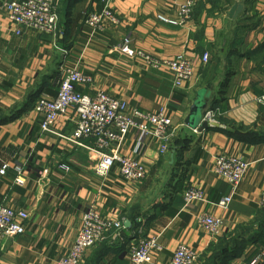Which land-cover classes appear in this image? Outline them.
<instances>
[{
    "label": "crops",
    "instance_id": "obj_1",
    "mask_svg": "<svg viewBox=\"0 0 264 264\" xmlns=\"http://www.w3.org/2000/svg\"><path fill=\"white\" fill-rule=\"evenodd\" d=\"M5 1L0 0V169L7 168L0 174V206L22 212L23 231L1 241L0 264H55L70 249L90 208L121 222L123 229L119 235L109 231L87 249L81 264H131L127 246L138 229L143 237H156L162 248L145 264H170L181 243L199 255L195 264H202L213 243L233 234H242L245 243L226 264H264L258 259L264 209L256 205L264 190V106L255 102L264 92V0H194L192 18L184 26L158 20L176 19L175 5L184 0H113L119 24L106 23L96 33L84 21L101 10V0H60L54 34L24 30L22 35L15 34ZM235 4L243 9L230 18ZM125 38L130 44L120 51ZM134 50L154 59L184 54L193 61L194 75L175 88L168 72L150 68ZM205 54L208 60L202 64ZM69 67L91 78L89 85L76 86L81 94L102 90L139 112L166 109L175 134L164 155L157 142H149L142 157L143 181H124L116 166L97 175L96 156L65 139L74 131L71 111L55 122L54 133L40 130L42 117L32 104L54 97L61 68ZM202 89L210 95L202 115L217 109L222 127L194 132L184 121ZM177 141L183 148L174 147ZM131 149L128 143L123 153L131 155ZM219 154L240 157L248 165L226 210L216 206L231 194L213 172ZM17 177L22 185L15 183ZM187 186L203 192L196 213L222 218L218 238L211 239L193 213L182 208Z\"/></svg>",
    "mask_w": 264,
    "mask_h": 264
},
{
    "label": "built area",
    "instance_id": "obj_2",
    "mask_svg": "<svg viewBox=\"0 0 264 264\" xmlns=\"http://www.w3.org/2000/svg\"><path fill=\"white\" fill-rule=\"evenodd\" d=\"M112 1L101 0V10L85 19L84 23L92 33L102 31L106 23L111 26L119 24V17L111 6ZM59 2L60 0H9L3 3V9L16 35H22L24 30L54 34L58 24ZM175 7L176 19L159 16L158 20L171 26H184L192 18L195 1L184 0ZM129 44L128 38L123 39L118 50L125 51ZM133 54L150 68L168 72L175 88L183 87L194 75L193 61L184 54L172 59H154L140 50H134ZM207 60L208 56L203 55L202 64ZM61 72L62 78L59 80L56 95L52 98L39 97L32 104V110L42 117L40 130L54 133L52 127L55 122L71 111L75 115L74 131L72 136L65 139L96 156L93 169L97 175L104 176L112 166H116L124 181H143L147 171L142 157L149 142H157L159 154L164 155L169 151L175 134L166 109L161 107L155 112H139L129 109L126 102L102 90L97 91L94 96L81 94L76 86L89 85L91 78L76 67L61 68ZM255 102L264 106V92L255 97ZM218 115L217 109H208L203 113L200 123H206L209 128L222 127L216 121ZM128 143L132 145L131 155L123 153ZM247 167V163L240 157L224 154L215 157L213 172L231 187V194L220 199L217 207L228 209ZM6 168L7 165H3L0 174H4ZM59 168L65 172L70 170L66 165H60ZM14 181L18 185L23 184L20 177ZM181 198L182 208L193 213L198 227L211 239L218 238L223 227L222 218L195 212L197 203L203 201V192L199 188L187 186L182 190ZM256 205L259 209H264V190L259 194ZM21 218V211L6 205L0 206V244L4 238L22 233ZM122 229L121 222L106 219L94 208H90L82 216L80 229L70 249L55 264H81L87 249L104 241L109 231L119 235ZM141 232V229L134 231L133 239L127 246V256L131 264L149 263L153 254L162 250L156 237H143ZM198 259L199 255L195 251L181 243L172 253L170 264H195ZM258 259L264 262V247L261 248Z\"/></svg>",
    "mask_w": 264,
    "mask_h": 264
},
{
    "label": "trees",
    "instance_id": "obj_3",
    "mask_svg": "<svg viewBox=\"0 0 264 264\" xmlns=\"http://www.w3.org/2000/svg\"><path fill=\"white\" fill-rule=\"evenodd\" d=\"M71 0H66L69 3ZM66 5L64 4V8ZM184 146L182 142L177 141L174 147ZM245 241L242 234H233L228 238L218 239L209 248V255L205 256L202 264H226L230 259L234 258L244 247Z\"/></svg>",
    "mask_w": 264,
    "mask_h": 264
},
{
    "label": "water",
    "instance_id": "obj_4",
    "mask_svg": "<svg viewBox=\"0 0 264 264\" xmlns=\"http://www.w3.org/2000/svg\"><path fill=\"white\" fill-rule=\"evenodd\" d=\"M242 9V4H235L231 7L228 16L230 18H236ZM206 92V89H202L196 94L195 100L190 106L188 116L184 121V124L192 131L195 130L197 132H201L208 129V125L206 123H200L202 111L205 110L207 104L205 100L210 97V95H208ZM128 226L129 223H125V227Z\"/></svg>",
    "mask_w": 264,
    "mask_h": 264
}]
</instances>
